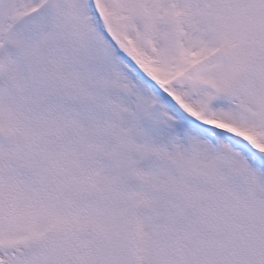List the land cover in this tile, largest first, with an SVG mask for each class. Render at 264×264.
Masks as SVG:
<instances>
[{"label":"snow or ice","instance_id":"6c2138e0","mask_svg":"<svg viewBox=\"0 0 264 264\" xmlns=\"http://www.w3.org/2000/svg\"><path fill=\"white\" fill-rule=\"evenodd\" d=\"M0 264H264V0H0Z\"/></svg>","mask_w":264,"mask_h":264}]
</instances>
